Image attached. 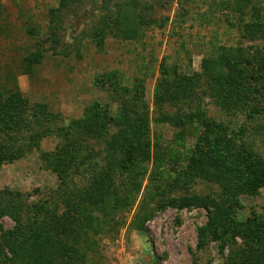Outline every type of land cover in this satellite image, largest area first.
<instances>
[{
  "label": "rangeland",
  "instance_id": "rangeland-1",
  "mask_svg": "<svg viewBox=\"0 0 264 264\" xmlns=\"http://www.w3.org/2000/svg\"><path fill=\"white\" fill-rule=\"evenodd\" d=\"M119 4L133 38H122L116 24L99 26V18L117 19ZM59 5L0 0V100L18 91L26 100L24 121L32 124L8 134L24 152L0 163V264H232V247L208 231L200 234L212 210L178 204L207 197L225 209L233 205L238 223L252 213L264 217V185L253 194L243 190L246 166L262 162L264 169V34L253 27L264 25V0H68L53 48L49 11ZM205 59L213 61L203 74ZM231 69L238 74L234 81ZM225 77L231 88L219 91ZM179 78L192 81L177 100L167 99L166 81ZM43 106L52 117L41 120L53 129L95 111L110 122L121 115L130 121L100 126L97 135H84L81 148H66L56 160L57 136L25 144L34 132V111L43 115ZM132 122L149 156L119 172L112 167L120 155L107 142L119 129L129 132ZM7 131L0 122V133ZM215 162L220 178L212 174ZM93 168L103 186L100 200L89 206L99 209L97 221L85 212L87 239L86 217L78 215L67 226L80 229L82 238L63 232L62 247L46 248L37 232L51 215L75 211L82 191L90 200ZM133 179L139 186L130 188L127 206L117 197L129 192ZM234 241L241 244L239 237ZM40 254L51 260L43 263Z\"/></svg>",
  "mask_w": 264,
  "mask_h": 264
},
{
  "label": "trees",
  "instance_id": "trees-1",
  "mask_svg": "<svg viewBox=\"0 0 264 264\" xmlns=\"http://www.w3.org/2000/svg\"><path fill=\"white\" fill-rule=\"evenodd\" d=\"M67 1L68 0H60V5L56 9H51L49 11V38L47 40L50 43V47L55 48L56 44H58L59 42L58 32L61 29L58 22L61 21V9L67 6ZM120 8L121 6L119 4L117 9V19H115L114 21H110L108 19H105L104 17L99 18V26L102 28H106V26L109 27V25L116 24L117 30L121 31L122 38H133L134 33L129 32L130 30L128 27V12L124 10L122 11V9ZM143 18H148L149 20L152 19L150 15L146 17L144 16L142 17V19ZM139 21L140 24L143 23V21ZM253 27H255V34H264V25L262 23L253 24ZM241 35L242 37L247 38L244 33H241ZM52 50L55 51V49ZM212 59L207 60L210 62L213 61ZM207 60L205 59L202 61L203 74L209 71V69H207ZM33 61L34 60L32 59L31 62ZM35 61L36 63L39 62V60L36 58ZM228 65L230 66L231 64ZM262 67V64L259 63L257 69L261 70ZM229 74V78H231L232 81L235 80V77H231L232 75L238 77V74L235 72L234 69L229 70ZM195 76H200V74ZM229 80L230 79L226 77L222 80H219V82H221V84L219 85V91L224 90L225 87H227L228 90L231 88V82ZM191 81L192 79L189 78H179L177 81H166L164 88L165 96L171 95L172 97H168L167 99L172 98L173 100H177L176 98H178L181 93L186 91ZM219 82L217 81V83ZM24 101L26 100L21 98L18 91L10 92L5 99L0 100V122H2L8 128V131L5 134H2L3 131H1L2 133H0V163L4 161H12L24 152L23 148L17 145L15 139L13 138V140L11 141V137L10 135H8L10 132H12L13 134H17L21 130H24L23 128L31 129L32 124L30 125V123L24 121L25 117L23 116V114L26 108ZM40 108L41 113L43 115H38L40 113L39 109L38 111H34V132L30 136H28L27 141L25 143L26 148L32 146L35 147L40 139L48 135H55L60 139L62 144V147L60 149L57 148V150H59L58 153L55 155L56 160L58 159V156H64V154H66V148H70L73 146L77 149L81 148V144L79 142L80 140H82V138H84V135H86V137L97 135L100 130V126L107 127L108 124H110V126H115V124H121L122 122L129 123L130 121L128 119H124L123 115H121V118L119 120L114 119L110 122L111 119L107 117L106 113H103L102 111H95L91 113L90 117L71 121L66 128L62 127V129H53L46 127L44 123L46 121L41 120L43 116L44 118L47 117L46 119H48L51 118L52 115L47 113L44 106ZM35 109L37 110V108ZM262 111H264V109ZM95 124L96 126H94ZM128 126L130 134L124 129H119L114 135H111L109 141L107 142V144L110 145V147L108 146L109 149L116 151L120 155V160L117 164L114 165L115 167L111 166L112 169H116L119 172L127 170L128 167L133 168L137 165H140V163H142L149 156V146L147 141L144 140L142 134L140 133V130H138L139 126H136L135 124H133V122L128 124ZM70 135L72 137V141L69 138ZM223 148H225L223 152H226L227 149L229 150L228 146H224ZM210 158L212 159L211 156ZM252 166L255 167L250 168V166H246L247 168H249V178L246 179L247 183L243 190L245 192L253 194L258 187L264 185V169L262 167V162H257ZM92 170L94 171V175L91 176L92 180H90V183H88L89 187L87 188V190L92 191L93 193L89 197L90 200L88 198H85L86 191H82L84 196L79 199L78 203L76 204L77 208H74L75 211L71 212L69 211L70 208H68V211H63L59 215H51L49 218L50 220H47V224H43V228L41 226V231L37 232L36 237L39 239H44L42 242L46 244V248L47 246L54 248L57 242H60V246L63 245L62 240H60L59 238L63 236V232H65L64 237L66 236L71 238V236H75L78 239L82 238L79 232L81 231L80 229L76 228V226L74 225L67 226L68 224L74 223L77 220L78 215L86 217L84 223L85 225L83 227V241L84 239H87V229L88 225L90 224L88 220L89 217L86 216L85 212H87V214L92 217V224L94 221H97L96 219L98 217L96 214L98 213L99 209H94V207L89 206L94 205L98 200H100L96 198L101 197V187L103 186L101 179L102 177H99L101 174L97 175L96 170H94V168ZM212 174L216 178H220L221 176L220 165L216 162L212 169ZM136 182L137 181L134 179L132 180V183H130L129 181V192L127 194L125 193L123 197H120L119 195L118 196L120 198L117 197V199L120 200L126 199L127 202L125 203H127V206H129L128 199L130 198V196L133 195V192L130 191V188L134 189L135 191H137L138 189L139 185ZM83 202H85V204H82ZM125 203H122L124 204L123 206L126 205ZM178 206L212 210L209 223L207 227L201 230L200 234H202L201 236H203V234L208 231L216 241H218L219 243L223 242V246L229 245L230 247H232V264H264V217L259 218L252 213L251 218H248L245 222L238 223L232 218V212L234 210L233 205L225 209V207H223V204H219L215 199L207 197H192L190 199L182 201L180 204H178ZM51 223H54L52 224L53 226H51ZM51 231H55L52 236L49 234ZM10 236H13V239H15L14 232L13 234L10 233ZM235 237H239L241 240V244L238 246L234 241ZM233 246H235V248H233ZM39 256L42 257L43 263L45 262V260L50 259L48 254H40ZM49 262L50 261H48L47 264Z\"/></svg>",
  "mask_w": 264,
  "mask_h": 264
}]
</instances>
